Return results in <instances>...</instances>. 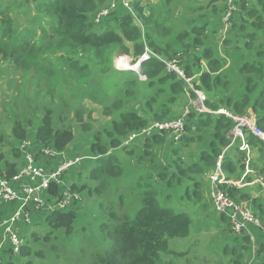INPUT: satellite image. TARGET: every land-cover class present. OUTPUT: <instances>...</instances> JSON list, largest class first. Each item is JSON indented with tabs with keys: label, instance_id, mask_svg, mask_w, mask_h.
Wrapping results in <instances>:
<instances>
[{
	"label": "rangeland",
	"instance_id": "rangeland-1",
	"mask_svg": "<svg viewBox=\"0 0 264 264\" xmlns=\"http://www.w3.org/2000/svg\"><path fill=\"white\" fill-rule=\"evenodd\" d=\"M43 1L0 0V49L5 52L4 55H0V152L4 153L8 159V164L4 162V159L0 161L1 167H3L0 174L2 172L3 175L9 178L16 176L21 169L20 164H23L22 156L20 157L21 152L17 147L24 140L35 143L33 140L35 139L39 143L38 145H49L53 149L61 150L64 153L62 158L65 156L68 160H78L77 165L75 164L74 167L70 168L71 170H68L62 179L66 186L69 185L73 190L80 192L83 202L79 203V206L68 212V214H62V216H56L53 219L49 218L48 221L43 219L42 215L36 214L33 217V227L26 228L24 231L21 229L20 232L27 237L32 236L29 231L35 229V231L39 232L34 238L32 236V242H28L32 246V250L30 248L32 255H29L24 263L91 264L96 252L102 251L105 246V240L100 231V226L104 224L103 219L108 220L111 216L110 213L118 214L119 217L126 215L135 216L140 208V204L135 202V200L140 202L138 188L141 189V185L145 189L144 185H146L145 182H147L146 178L148 176L151 180L154 179L159 182L168 183L171 179L170 187L168 186L166 189L161 186L157 195L160 201L158 204L178 213L185 212L193 220L191 231L187 238L170 240L171 250L179 255H165L161 264H225L227 259L226 257L224 258V255L228 256L229 254L230 259H233L236 254H233L231 250L226 253L224 251L235 248L239 243L234 238L232 229L223 231L226 221L213 208L210 188L205 196V205H203V202L198 203L196 201L199 198L197 194L201 193V185H209V178L213 171L210 174L205 172L201 174L185 172L182 174L178 172L186 167L185 164L189 165L190 160L195 162V158L197 161L200 159L201 151L199 146L189 145L187 140L184 143L185 138L183 141L176 143L179 145L176 147L180 148L182 155V157L177 156L173 162L178 171L172 170V167L164 166L163 162L156 166L152 165V163L166 158L165 156L157 155L154 153L155 151H151L149 155H144L145 160L140 165H136L134 162L139 161L138 157H140V154L138 151L137 156L133 157V161L129 159L128 155L122 157L121 163H119L120 172H122L121 176L113 175L110 168H102L101 162L106 161L108 157L99 153V151H92V135L83 131V129L94 130L96 134L103 128L111 127L112 121L118 118L112 119L108 117V112L104 114L106 105H110V107L115 109L116 104L123 106L125 101L127 103L133 101L137 104V108L139 107V100H135L140 95V89L143 91L145 87L143 78L147 79L148 77L141 71L139 73L131 72V74L129 73L130 71L117 69V62L122 57H128L136 62L141 55L139 54V48L135 49L129 46L131 47L129 54L120 52L118 48L112 50L110 61H112L114 69L123 73L124 80H133L130 83L132 86L126 85V88H132L131 95H126V97L124 94L121 95L123 91L121 92L120 90L125 83L117 82L119 81L118 79L116 80L118 76L113 77V75L111 79H99L103 71L90 60L91 52L86 51L90 56V58H87L84 52L76 54L71 52L70 49H60L55 46L45 58L42 55L31 54V37L33 38V36H25L24 38H28L31 41L24 44L20 43L18 45L19 49H15L13 40L17 34L22 36L21 33L27 31L26 27L41 26L44 23V16L35 18L37 16V14H34L36 10L33 13L28 12L32 6L30 3L35 4ZM131 1L136 8L138 3H141V6L142 4L144 6L147 2H149V5H159L162 0ZM109 2H114L117 10L121 7L117 0ZM230 3L234 4L233 0H175L172 6L158 8L162 11L160 15L161 21L164 22V25L168 23V29L170 30L165 37L162 34L154 36L156 46L168 58L180 56V59H186L191 54V58H203V54L208 55L207 48L212 49V53H214L215 49H219L220 43H222L219 38L226 31V26L224 25L228 16L225 14L224 7ZM248 3L253 4V1L250 0ZM235 6L239 10L238 6ZM102 9L101 7L100 10ZM245 13L247 15V12ZM136 20L139 22L140 17L137 16ZM186 20H189L188 24ZM255 20L264 22V19L260 16L256 17ZM9 23L10 32L9 34H4ZM199 25L208 27L200 32L199 28L204 27ZM37 29L38 27L34 28V30ZM180 30H182L181 33L189 31L191 34H187V38L184 41H176V33ZM211 30H214L213 33ZM33 32L35 33V31H30L29 34L33 35ZM39 33L42 34V31L40 30ZM262 40L264 39L260 36L258 41L254 43L260 44ZM148 47L151 48L150 46ZM78 58L81 59L82 66L87 64V67H89L83 79L79 80L82 83L74 80L75 78L73 77L76 75L74 71L68 70L72 63L74 64L78 61ZM214 58H219L218 54ZM198 60H196V63H198ZM201 62L207 64L206 59ZM237 62H239L238 59ZM212 65L215 66V63L212 62ZM222 65L221 67L225 66L224 64ZM207 66L208 64L202 66L197 72L203 74L204 71H209L210 73L212 69H208ZM79 70L81 71L82 68ZM164 71L166 72L165 67ZM221 72L222 70L219 68L217 74ZM172 75L177 77L176 74ZM189 78L191 79L190 83L193 84L191 81L194 80V77ZM225 78L226 76H224ZM228 79L233 82L238 80L236 75L233 77L229 76ZM183 82L185 83L184 87L188 88L189 84L184 80ZM103 85L106 86L104 87ZM194 86H190V88L198 90L206 97L205 88L198 87L196 84ZM148 93L150 92H146V94ZM185 93L192 97L190 98L191 107L196 103H200L199 97L197 101L193 100V97L196 98V94L193 91L191 92L189 88ZM57 103L60 104L59 107L56 105ZM205 108L211 111L206 104ZM220 108L227 110L223 106ZM246 111H250L256 117L251 110ZM185 112L186 114L184 115L168 118V121L178 119L186 121L188 116V120L194 116L195 122L198 124V130L201 132L206 130L205 126L199 124V115L203 114L197 111L191 112L190 107H187ZM207 115L214 116L211 113ZM128 123H132V121ZM13 125L18 126L16 136H12L11 133ZM186 125L193 131L192 124ZM37 126H39L38 129ZM138 133L136 129L132 130L129 133L130 135L128 134L129 137L127 138L128 135L126 136V139L136 136ZM101 140L102 142L100 143H107V140ZM254 147L256 146L253 145V149ZM262 149L264 150V147ZM120 150L123 151L125 149L121 148L115 151L114 154H118ZM134 152L132 151V153ZM112 153L113 150L108 155ZM176 153L179 155V151ZM1 156L3 155H0V159L3 158ZM246 164L247 160L244 163V168L246 167L247 169ZM57 165L58 161H51L46 168L53 169ZM143 168H145V171L142 170ZM244 168H242L243 173L245 171ZM94 172L98 177L93 176ZM74 173L76 175H73ZM128 173L136 174L131 177ZM243 173L239 174L243 175ZM234 174L224 171V177L222 178L224 184L222 186L225 187L226 183L233 179L232 175ZM156 177L160 180H157ZM250 177L251 180H245L242 183V188L246 186L253 187L255 185L254 182L259 181V178L254 175ZM235 178L237 177L235 176ZM196 179H202L204 182H199L198 187H189L190 193L183 197L184 190L186 193V187L194 185ZM193 189H195V193ZM198 190L200 192H196ZM251 191L253 190L247 189V196H244V198L240 197V195L234 196L231 192H229V196L234 201H243L250 209L251 206H257L254 203L255 201L258 202L255 197H252ZM260 204H262L261 209H258V207L253 209L255 214L259 212L264 214V198H261ZM247 231H252L256 237L255 254L258 257L260 247H264V237L259 231H255V228L251 227V225H249ZM0 233L3 234L1 228ZM248 236L250 237V235ZM248 245L249 250L252 249L253 244L249 242ZM246 248L243 253L248 250V247ZM247 256L248 254L243 257L242 264L247 263L250 255ZM261 257H264V251L260 253L259 264L261 263Z\"/></svg>",
	"mask_w": 264,
	"mask_h": 264
},
{
	"label": "trees",
	"instance_id": "trees-1",
	"mask_svg": "<svg viewBox=\"0 0 264 264\" xmlns=\"http://www.w3.org/2000/svg\"><path fill=\"white\" fill-rule=\"evenodd\" d=\"M109 1L113 0H44L40 3H30L32 6L31 9L27 7L29 9L28 12L33 13L36 10L34 14H37V16L35 18L44 16V23L41 26L33 25L26 27L27 31H23L21 33L22 36L19 34L16 35L13 40V45L15 49H19L18 45L20 43H29L32 40L30 47L31 54L42 55L45 58L50 54L48 52L55 46H58L60 49H70L71 52L76 54L84 52L87 58H90L88 52H91L90 60L103 71L99 79H111L113 75V77L118 76L116 80L118 79L119 81L117 82L125 83L120 88L121 92L123 91L121 95L124 94L125 97L126 95L130 96L132 88H126V85L132 86L130 83L133 80H124L123 73L121 71L117 72L114 69L113 63L110 61L112 50L118 48L120 52L129 54L131 48L129 46H132L135 49L139 48V54H142L145 45H148L162 59H172L174 56L168 58L161 53V50L156 46L154 36H160L161 34L164 37L167 36V32L170 30L168 29L169 24L164 25V22L161 21L160 15L162 11L158 8L172 6L175 0H162L159 5H149V2H147L144 6L143 4L141 6V3H138L136 8L133 6L132 1H130L133 9L132 14L122 6L121 0H117L121 4V7L113 11V14L104 23L96 24L94 22L96 13L101 7H108L110 5ZM248 1L250 0H233L239 10L232 3L224 7L225 14L228 16L230 13L228 18L230 26L228 28L224 27L227 36H225L222 49L219 47V49H215V52L212 53V49L207 48L208 55L203 54V58L197 57L199 59L198 63H196V58H191V54L187 56L188 58L182 59V65L187 78L194 77V80L191 81L193 86L196 84L198 87L205 88L207 101L205 104L211 111H216L223 106L235 114L250 115L246 110L251 109L257 118L258 126L264 131V40L260 44L254 43L258 41L260 36L264 39V22L255 20L258 16L264 19V0H252L253 4H249ZM245 12H247V15ZM137 16L140 17L139 22L136 20ZM188 22L189 20H186L187 24ZM199 26L201 27L203 25ZM36 27L38 29L34 30ZM203 27L199 28L201 30L200 32L206 30L208 26L204 25ZM40 30L42 34L39 33ZM30 31H35V33L33 32V35L31 33L29 34ZM181 31L176 33V41H184L187 38V34H191L189 31L184 33H181ZM9 32L10 23L6 27L4 34H9ZM25 36H33V38L31 37V40H29L28 38H24ZM4 54L5 52L0 49V55ZM217 54L219 58H214ZM205 59L208 64L207 68H211L212 71L210 73L209 71H204L203 74H200L197 70L203 66L201 61H205ZM237 59L239 62H237ZM212 62L215 63V66L212 65ZM222 64L225 66L221 67L223 66ZM164 67V63L158 59H153L142 67L141 72L148 78L144 83L145 91L139 88L140 95L136 97L137 99L135 98V101L139 100L138 108L137 104L133 101L130 103L125 101L123 106L116 104L115 109L110 107V105H106L104 114L108 112V117L112 119L115 117L118 118L112 121L111 127L103 128V130H99L96 134L94 130L83 129V131L92 135V151H99V153L107 155L108 157L106 161L101 162L102 168H110L113 172L112 174L115 176H121L122 174L119 167L122 157L128 155L129 159L133 161V157L137 156L138 151L140 154V157H138L139 161L134 162L136 165H140L145 160L143 156L151 154V149L154 145H174L177 143L171 137L172 134L170 132L158 130L157 124L174 121H168V118L184 115L187 107L191 108V112H196L194 107L190 106V98L192 97L185 93L188 88L191 92L193 90L190 87L185 88L183 80L175 75L166 73ZM80 68H82L81 71L79 70ZM88 68L87 64L82 66L81 59L78 58V61L74 64L72 63L68 70L74 71L76 75L73 78H75V81H79L86 75ZM219 68L222 72L217 74ZM117 73L118 75H116ZM235 75L238 78L237 82L228 79L229 76L233 77ZM224 76H226L225 79ZM79 83L82 82L79 81ZM106 85L103 86L105 87ZM146 92L150 93L146 94ZM131 97L134 98L133 96ZM180 97L187 99L183 101V98L181 99ZM194 99L195 97H193ZM56 105L58 107L60 106L59 103ZM199 117V124L205 126L206 130L201 132L195 127L192 131L186 124H191V121L195 122V117L193 116L188 120V116V121H185V133L181 140L183 141L185 138L183 142L185 143L187 140L189 145L194 143L192 142L193 140L202 143L205 140V134L203 133L211 130L213 135L210 137L212 141L210 151L202 153L198 161L197 159H195V162L190 160L188 169L182 168L178 171L173 162L167 166L174 168V170L182 174L185 172H194L195 174L207 173V171L214 172L218 158L224 156L222 163L223 171L235 174L240 172L242 174L243 167L237 162L233 163L232 159L226 154L227 149L233 145V138L231 137L233 129L232 121L222 115L213 116L203 114L199 115ZM129 121H132V123H128ZM38 128L39 126H37ZM196 128L197 130H195ZM200 128L204 129L203 127ZM135 129L139 133L136 136L126 139L130 131ZM17 130L18 126L13 125L11 130L12 136H16ZM143 130L145 132H142ZM199 134L200 136H198ZM191 136H193V139H189ZM247 137L252 146L254 142L264 145V143L251 135H247ZM101 139L107 140V143H100L102 142ZM33 140L36 145L39 144L35 139ZM38 146L46 145L40 144ZM236 147L240 149L239 141H237ZM121 148L125 150H120L118 154H114L115 151ZM55 150L61 151L56 148ZM111 150H113V153L108 155ZM132 151L135 152L132 153ZM0 155H3L0 161L4 159V162L8 164V159L4 153L0 152ZM65 159L67 158L65 157ZM63 160L64 157L61 160H57L58 164ZM42 161L44 164L51 163L49 159H42ZM244 162L245 157H243L240 164L244 166ZM161 163V160H159L152 163V165L156 166ZM1 168L3 167H1L0 163V171ZM261 168H264V165ZM142 170L145 171V168ZM256 171L260 173L262 169L258 168ZM135 174L128 173L131 177ZM139 174L142 176L141 173ZM0 175H3L2 172ZM93 176L98 177L95 175V172ZM237 176L239 179L242 177L239 173ZM248 178L249 176L246 177V180H251ZM156 179L160 180L157 177ZM239 179L234 178L233 180L237 181ZM146 181V185H144L145 189L141 185V189L138 188L140 202L138 200H135V202L140 204V208L135 216L130 217L126 215L119 217L118 214L110 213L111 216L108 220L102 218L104 224L100 226V231L105 240V246L102 251L99 250L96 252L91 264H161L163 256L171 254L173 256L179 255L171 250L170 240L187 238L190 234L193 220L185 212L178 213L158 204L160 201L157 195L159 194L161 186L166 189L168 186L170 187L171 179L168 183L159 182L154 179L151 180L148 176ZM199 182H203V180L196 179L194 185H188L186 187V193L184 190L183 197L190 193L189 187H198ZM155 184L157 185L155 186ZM60 189V186L53 183L48 196L50 198H55L57 195L60 196ZM228 190L236 196L235 192L241 189L231 187ZM193 192L195 193V189H193ZM196 192L200 191L198 190ZM205 193L207 194V191ZM205 193L197 194L199 196L196 199L198 203L203 202V205H205ZM240 197L244 198L243 193ZM254 203L257 204L254 208H262V205L260 206V203L257 201ZM62 214L65 215V213ZM62 214L48 216L46 220L48 221L49 218L53 219L56 216H62ZM256 214L258 215L259 213ZM258 216L261 217L262 215L260 214ZM2 220H0V223ZM35 236L33 235V238ZM24 238L26 243L17 256L11 254V250L8 249V244H5V247L0 249V264H18L23 260L26 262L27 257L32 255V252H30L32 246L28 243L30 241L32 242V236H24ZM241 241L238 242L239 244L235 248L224 251L226 253L228 250H231L233 254H236L234 258L232 257L233 259L227 262L228 264H242L243 257L246 254L248 256L250 255L251 249L249 250L248 245L250 242L249 236L244 235ZM246 247H248V250L243 253L244 249H247ZM262 251H264V247H261L260 253Z\"/></svg>",
	"mask_w": 264,
	"mask_h": 264
},
{
	"label": "built area",
	"instance_id": "built-area-1",
	"mask_svg": "<svg viewBox=\"0 0 264 264\" xmlns=\"http://www.w3.org/2000/svg\"><path fill=\"white\" fill-rule=\"evenodd\" d=\"M131 0H121L122 6L128 10L131 14L133 9L130 4ZM114 2L110 3L108 7L103 8L96 13L94 22L96 24L104 23L115 11ZM230 13L228 15V18ZM225 23L226 27H229V21ZM158 59L164 63L166 72L168 74H176L181 80L186 81L189 87H193L190 83L191 79H188L185 73V69L182 65V59L180 56H174L172 59H162L155 52L145 45L144 52L140 57L133 61L128 57H122L117 62V69L130 72L139 73L142 67L152 61ZM144 81L147 79L144 77ZM196 94L194 100L197 101L198 97L200 103L193 105L194 109L201 114H214L222 115L233 123L232 136L236 141H245L247 135H251L264 143V131L258 126L257 118L252 115H239L230 110L218 109L216 111H208L205 108L206 97L203 93L192 88ZM192 102V100H191ZM186 114V112H185ZM184 119L174 120L169 123L157 124L156 126L161 131H168L172 134V138L175 142L182 139L185 133V121ZM142 132H145L142 131ZM149 133V132H148ZM241 146V145H240ZM18 149L21 152L23 164L20 171L14 177H7L0 175V203L12 205L11 213L3 218L0 223V228L3 230L4 244L0 249L8 244V249L11 250L12 255H19L26 240L21 229L24 231L26 228L33 227V217L36 214L43 216L46 220L48 216L55 214L68 213L79 206L82 201V196L79 191H75L71 186L67 185L63 181L64 174L74 167L78 160L65 159L53 169H47L42 159H49L50 161L61 160L63 152H59L49 146H38L36 143L28 140L22 141ZM224 156H220L215 166L213 174H211L210 181V198L213 204L214 210L224 217L229 223L230 229H232L235 238H240L246 234L250 235L252 242L251 255L246 264H259L258 257H256V237L252 231H247L249 225L255 228V231H259L264 237V221L256 215L253 209L245 205L243 201H234L229 196L228 188L238 187L240 188L246 178H241L237 182L228 181L226 183V189L224 184L223 175V163ZM77 165V164H76ZM250 173H254L251 171ZM53 183L60 186V196L50 198L48 196ZM251 229V228H250ZM247 235V236H248Z\"/></svg>",
	"mask_w": 264,
	"mask_h": 264
},
{
	"label": "crops",
	"instance_id": "crops-1",
	"mask_svg": "<svg viewBox=\"0 0 264 264\" xmlns=\"http://www.w3.org/2000/svg\"><path fill=\"white\" fill-rule=\"evenodd\" d=\"M226 28H228V27H226ZM225 36H227V32H224V35L221 38H219V41L222 42V43H220L219 47H221V45L224 44L223 42H224ZM202 64H203V66L206 65L205 62H203ZM143 90L145 91V87L143 88ZM182 98L183 97H181V99ZM186 99L183 98L182 100L186 101ZM251 112L253 113L252 110H251ZM249 113H250V111H249ZM250 115L253 116V114H251V113H250ZM191 124L193 125V128H195V127L198 128L197 122L191 121ZM197 128L195 130H197ZM203 134H205L204 142L201 143V142H199L197 140H193L192 142H194V143L191 144L193 146H199L201 154L204 153V152H209L210 151V146H211V142H212L210 140V137L213 135V132L211 130H208V131L204 132ZM198 136H200V134ZM189 139H193V136H191ZM240 145L241 146H240V149H239L238 147H236L237 146V141L233 139V145L230 146L227 149L226 154L232 159L233 163L237 162V163H239V165L241 167L244 168V166H242L240 164L241 159H242L241 155H243V157H245V161L247 160V164H246L247 165V169H246V167L244 168L245 171H244L243 175H241L242 176L241 178H243V177L246 178L247 176H249L248 179H251L250 176L254 175V176L259 178V181L254 182L255 185L253 187L246 186L245 188H242L243 185H241V187L239 188L241 190L238 191L239 193L235 192V194H236V196H238V195L242 196V193H243V196H245V195L247 196L246 190L247 189L248 190L252 189L253 190V191H251L252 192V194H251L252 197L253 198L255 197L258 200V202L261 203V198H264V178H263L264 177V168H261L264 165V163H263L264 162V150L262 149V147H264V145H261V144H259L257 142H254V145L256 147H254V149H253V146L250 145L247 136H246L245 141H242V140L240 141ZM176 146H179V145L178 144H174V145H169V144L154 145L153 148L151 149V151H153V152L155 151L154 153H156L157 155L165 156L166 158L161 159V162H163L164 166H167L168 164L169 165L171 164V161L174 162L177 156L182 157L181 152H180V148L176 147ZM178 151H179V153H178L179 155H177V153H176ZM173 157H175V158H173ZM189 164H190V161H189ZM20 165L22 166V164H20ZM185 166L186 167L184 169H188L190 165H186L185 164ZM258 168L262 169V171L260 173L258 171H256V169H258ZM172 170H174V168H172ZM251 171H253L254 173H250ZM238 173H240V172H237L236 174L232 175V178L234 179L235 176ZM207 174H210V171H207ZM259 174L262 175L263 177L260 176ZM74 175H76V173H74ZM233 179L231 180L233 182H237V181L240 180L238 176H237V179H239V180L235 181ZM209 185H210V183H209ZM209 185H205V184L203 186L201 185V188H202L201 189V193L202 194L205 193L206 191L208 192ZM242 189H244V190H242ZM204 190H205V192H204ZM206 195L207 194L205 193L204 197ZM199 203H201V202H199ZM261 205L262 204H260V206ZM251 207L254 208L253 206H251ZM11 211H12V205L3 204L1 202L0 203V220L5 218L6 216H8L11 213ZM260 214L262 215L261 218L264 221L263 214L259 212L258 215H260ZM223 229H224L223 231H227V230L229 231L230 230L228 225H227V223H226V225L223 226ZM29 232H30V234H32V236L33 235L35 236V235L39 234V232H37L35 230L29 231ZM3 244H4V235L2 233H0V248L2 247ZM260 249H261V247H260ZM225 257L227 259V260H225V262H228L230 260V256L229 255L228 256L224 255V258ZM260 262H261V264H264V257H261V261ZM18 264H24V260L19 262Z\"/></svg>",
	"mask_w": 264,
	"mask_h": 264
},
{
	"label": "clouds",
	"instance_id": "clouds-1",
	"mask_svg": "<svg viewBox=\"0 0 264 264\" xmlns=\"http://www.w3.org/2000/svg\"><path fill=\"white\" fill-rule=\"evenodd\" d=\"M223 217V216H222ZM224 218V217H223ZM225 220V219H224ZM226 221V220H225ZM226 223H227V225H228V222L226 221ZM228 227H229V229H230V226L228 225ZM35 230V229H34ZM231 230V229H230ZM234 236V235H233ZM235 238V237H234ZM244 238V236H241L240 238H235L238 242L239 241H241V239H243ZM250 242H251V240H250ZM251 244H252V242H251ZM251 255V254H250ZM259 256H260V254H259ZM225 264H228V263H225ZM261 264V263H260Z\"/></svg>",
	"mask_w": 264,
	"mask_h": 264
},
{
	"label": "water",
	"instance_id": "water-1",
	"mask_svg": "<svg viewBox=\"0 0 264 264\" xmlns=\"http://www.w3.org/2000/svg\"><path fill=\"white\" fill-rule=\"evenodd\" d=\"M233 138V136H231Z\"/></svg>",
	"mask_w": 264,
	"mask_h": 264
}]
</instances>
